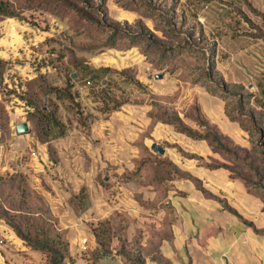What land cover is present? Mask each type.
<instances>
[{
    "label": "crops",
    "instance_id": "1",
    "mask_svg": "<svg viewBox=\"0 0 264 264\" xmlns=\"http://www.w3.org/2000/svg\"><path fill=\"white\" fill-rule=\"evenodd\" d=\"M177 1L178 7L162 6L157 9L161 14L156 12L148 19L123 9H113V15L120 22L142 20L145 32L153 39L163 36V30L173 35L169 28L185 27L190 38L207 52L210 50L204 47V38L219 28L213 48L217 72L225 85L251 83L249 87H255L257 83L260 93L252 100L262 103L251 104L255 114L264 115V83L260 79L264 37L259 34V30L264 34V20L252 11L264 16V0ZM235 9L252 23L250 29L239 30L250 26L244 20L239 27L227 24L229 12ZM123 12L130 15L120 17ZM142 47L114 50L129 59L121 67L109 56L85 63L86 67L68 64L52 68L31 49L24 50L25 64L17 68L28 77L30 92L40 83L68 86L73 99L57 98L54 93L44 97L47 105L43 110L52 111L55 120L50 122L48 136L41 140L31 121L35 109L27 92L24 108L30 110L29 116L15 111L6 126L0 124V173L8 171L27 179L31 193L49 206L57 226L65 231L76 264L91 262L89 253L98 247L95 226L117 217L126 219L127 245L140 247L145 264H264L262 198L249 192L244 181L233 178L230 171L210 169L197 159L181 156L176 145L198 156L202 163L219 158L208 140L179 134L153 114L163 104L178 110L195 100L206 120L235 146L252 148L249 131L242 121L227 115L222 97L211 95L202 86L185 83L176 95L180 82L174 75L156 79L158 74L154 73L151 80L145 74L151 67ZM105 60L110 63L105 64ZM245 65L253 68L251 80H241L240 68ZM56 69L60 70L58 76L53 73ZM122 70L135 72L126 77L119 73ZM111 76L122 82L120 96L108 83ZM97 77L101 79L99 86L95 85ZM20 123H27L30 132L18 134L16 125ZM154 143L165 150L164 154L152 149ZM164 161L187 176L178 178L161 166L155 168ZM148 165H152L149 170ZM116 244L96 263L126 264Z\"/></svg>",
    "mask_w": 264,
    "mask_h": 264
},
{
    "label": "rangeland",
    "instance_id": "2",
    "mask_svg": "<svg viewBox=\"0 0 264 264\" xmlns=\"http://www.w3.org/2000/svg\"><path fill=\"white\" fill-rule=\"evenodd\" d=\"M3 1L10 5V10L14 16H0V59L5 62L4 69L0 75V83L8 67L15 66L20 68L24 66L26 58H24L22 53L27 48L41 57L43 64H48L52 68H63L68 64L86 67L85 63L99 62L104 57L109 56L115 57L119 67H121V63H126L129 59L124 58L123 54L115 53L114 50L125 51L131 49L126 48L130 38L124 33V30L129 29L134 33H138L137 31H141L142 27H144V22L142 20H135L131 23L120 22L114 18L113 9L138 12L141 13L143 18L148 19L153 17V12L156 9H161L162 6H179L177 0H133L134 2H131V0ZM111 4L113 5L112 7ZM149 7L152 8L149 9ZM229 13L227 24L233 27H239V24L242 23L241 20L247 21L245 20L246 16L237 9L235 11L231 10ZM180 22L179 19L177 24L179 25ZM251 24H249V27H240L239 30H248L251 28ZM185 29V27L169 28L168 31L174 33L173 35L167 34L163 30V36L154 37L161 47L171 49L170 53L172 55L170 54L160 60L153 57L148 58V62L151 64L155 61L156 64L154 63V65L156 67L148 65L151 68L145 69V74L151 80L154 78V73L167 74V76L174 75L181 83L177 82L178 90L176 95L177 93L178 95L180 94L186 84L202 86L211 95H219L225 100L227 114L239 109V96L246 103L244 109H239L240 113L248 115L250 111H255L253 107L262 103V100L258 104L255 99L252 100V96L260 93L259 85L256 83L255 88L249 87L251 83H247V86L227 84V88L224 91L225 82L216 70L218 58L215 59L213 54L212 59H207L208 52L205 49L202 50V44L196 41L195 38H190L189 32ZM218 30L219 28L215 31L213 30L214 34L204 38V47L209 49L210 53H214L215 37H218L220 33ZM261 33H263L262 30H259V34ZM145 46L146 44L143 45V47ZM219 57L223 58V54H219ZM210 59L212 60L211 62ZM109 61L105 60L104 63H110ZM112 62L115 63V61ZM252 69L250 66L247 67V65L241 67V80L245 78L251 80ZM56 70L53 73L57 75L60 70ZM133 72L135 70H124L123 75L131 77ZM115 78L116 76H111L109 78L111 81L108 83L111 85L112 91H115L116 95L120 96L123 87L121 86L122 82H117L118 80H114ZM260 79L264 83V72L263 77ZM100 80L99 77L96 78V86H99ZM91 81L93 80L91 79ZM19 108L11 104L9 100L0 99V123L13 119L11 114L15 112L14 110L17 109L16 113L22 112ZM169 116H176L183 125L197 130L199 134L204 135L206 132L219 131L215 124L206 120L199 104L195 100L188 105L183 104L178 110L168 105V103L163 104L160 113L162 121ZM239 121H242L241 118ZM205 123H208V126ZM241 124L245 126L247 122L242 121ZM199 125H203L205 128ZM171 126L176 131V127ZM182 135L186 136L185 134ZM254 138L257 139L256 136ZM223 141L226 145L231 143L227 138H224ZM227 147L230 149L229 153L224 150H213L214 153L219 155V158H210L207 164L228 166L235 175L249 181L251 180L261 186V188H264V155L262 154L264 148L253 147L247 150L235 146L234 143ZM176 148L177 152L184 158L189 159V156L192 155L182 150L178 145H176ZM166 162L168 163L162 167L163 170L165 172L172 171L170 166H173V164L169 161ZM151 168L152 165L147 166V170ZM177 170L176 176L178 178L187 176L179 168ZM11 175L13 174L8 171L0 173V214L6 213L8 218V220L0 218V264H48L47 257L41 252L32 249L11 228L9 220L19 226L23 235L34 241H40L45 237L52 241L60 235V242L67 248V235L57 231V224H55V227L49 222L50 219L53 220V216L45 202L40 201L31 193L30 198L23 195V192L25 193L27 188H29L27 179L20 182L15 179L12 181ZM100 182L102 184L103 180ZM11 209L19 210L22 213L16 214L11 212ZM34 213H40V215L35 216ZM127 225L126 219L121 217L106 219L99 222L93 232L100 226L98 230L103 231L102 239L105 243H108L109 249H112L113 243L116 242L115 248L118 252L123 253L126 257H135L141 251L140 247L136 245H127V234L125 231ZM60 248H63V246Z\"/></svg>",
    "mask_w": 264,
    "mask_h": 264
},
{
    "label": "trees",
    "instance_id": "3",
    "mask_svg": "<svg viewBox=\"0 0 264 264\" xmlns=\"http://www.w3.org/2000/svg\"><path fill=\"white\" fill-rule=\"evenodd\" d=\"M131 2H134V1L131 0ZM151 8L152 7H149V9H151ZM252 11L254 14L261 16L262 19L264 20L263 15H261L260 13H257V11H255L253 9H252ZM156 12H158L157 9L153 12V15H155ZM143 14H145V13H143ZM159 14H161V13H159ZM129 15L130 14L123 12L119 16L120 17H128ZM0 16H6V17H13L14 16L13 12L10 10V5L3 0H0ZM247 21L249 23H251L249 20H247ZM144 29L145 28L142 27L141 31H137L138 33H134L132 31H130L129 29L124 30V33H126L128 38H130V41H128V47H126V48H132V47H136V46L146 44L145 47H142L141 51L146 56V62L148 63V65H150V66L153 65L154 67H156L154 65L155 61L152 62L153 64H151L150 62H148V58L153 57V58H157V60H160V59H163V57H166L170 54L172 55V53H170L172 50L171 49H165V48L161 47L155 39L151 38L147 34V32H145ZM117 33H118V31H117ZM260 35L262 37H264L263 33H261ZM207 54H208L207 59H209V58L212 59L214 53L208 52ZM211 59H210V62L212 61ZM4 65H5V62L0 59V75L4 69ZM123 71H121L119 73L122 75V74H124ZM29 84H30V81H27L25 83L26 92H29L30 97H31L30 103L34 106V109H35V113L33 114L31 121H32V124L34 126V130L37 133L39 139L44 140L46 138V136H48V134H49L50 122L51 121L53 122L55 120L52 111L43 110V107L47 105V103L44 100V97L47 96L48 94L54 93L57 96V98H66L68 100H72L73 99V93L69 91L68 86L63 87V88H59V87L49 86L47 84H42V83H40L37 86V88H35V91L31 93ZM0 85H1V83H0ZM226 88H227V85L223 86L224 91L226 90ZM238 104H239L240 110L242 108L244 109L246 106V103L243 101V98L241 96H239ZM239 109H237L236 111L228 112L227 115L231 118V120H240V118H241L242 121L247 122V125H245V126L243 125V127L247 131H249L251 143H252V148L253 147L254 148H264V143H263V140H264V115L262 113L255 114L254 111H250L248 115H243L242 113L239 112ZM161 110H162V105L159 107V109H157L156 113L153 114V117L155 119L160 120L161 122L164 121L163 123H165V124L173 125L174 127H176L175 129L177 132L185 134L187 137H190L192 139L208 140V142H209V144L213 150H216V151L217 150H224V151H227V153H229L230 149L227 146H230V144L232 142L228 139L229 142H231V143H228L229 145H226V143H224V141H223L225 137L221 135L220 131H218V132L215 131L213 133L206 132L204 135L199 134L197 132V130H193L192 128L183 125L181 120H179L176 116L166 117L162 121V119L160 117ZM22 112H24V110H22ZM29 114H30V111H29L28 115H25V117H28ZM7 123H8V121L4 122V123H0V124L6 126ZM205 125L208 126V123H205ZM199 126L202 128H205L203 125L202 126L199 125ZM254 136H256L257 139H255ZM262 152H263L262 154L264 155V149ZM189 158L199 160L200 165H203V166L210 168V169L224 168V169L230 171L233 174V178L242 179L244 181L247 189L249 190V192L259 195L262 198V200L264 201V188H261V186L253 183V181H251V180L249 181L245 178H242L240 176L235 175L234 172L228 166H225V165L217 166V165H210L207 163H202L201 159L194 154L190 155ZM166 163H168V162L164 161L163 164H157V166L163 167ZM170 167L172 169L171 172L176 174V172L178 171L177 168L172 166V165ZM11 177L13 179V180L11 179L12 181H14V179L18 180V182L26 180V178L21 174H15L14 173L13 175H11ZM30 193H31L30 189L27 188L25 193L23 192V195L30 198V196H31ZM32 195H34V194H32ZM35 197H37L41 201L40 197H38L36 195H35ZM11 210H12L11 212H15L16 214L22 213L19 210H13V209H11ZM229 210L235 213L234 210H232V209H229ZM34 215L39 216L40 213L39 214L34 213ZM0 218H4V219L8 220L6 213L0 214ZM52 219L53 220L50 219L49 222L56 227L55 224H57V223L54 220V218H52ZM9 222H10L11 228H13L16 231V233L25 242H27V244L29 246H31L32 249L41 252L42 254H44L47 257L48 264H76V258L72 257L68 251V242H67V248H66L60 242V238H59L60 235L57 236V239L52 240V241H49L46 237L40 241H37V240L34 241V240L29 239L27 236L23 235L21 233L18 225L12 223L10 220H9ZM99 227L94 230V236H95L96 242L98 244V247L89 253L90 257L88 258V260H91V262H89V264H97L96 260L99 257L111 253V249H109L108 243H105V241L102 239L103 231L98 230ZM57 231L65 234V232L61 231L58 228V226H57ZM62 246H63V248H60ZM117 253L121 254L123 256V259H124L126 264H145L143 261V258L141 257L140 252L135 257H126L123 253H120L118 251H117Z\"/></svg>",
    "mask_w": 264,
    "mask_h": 264
},
{
    "label": "built area",
    "instance_id": "4",
    "mask_svg": "<svg viewBox=\"0 0 264 264\" xmlns=\"http://www.w3.org/2000/svg\"><path fill=\"white\" fill-rule=\"evenodd\" d=\"M26 74H22L21 71L15 67L10 66L6 69L3 79L0 85V99L4 98L9 100L11 104L16 107H20L19 109L24 112L22 114L30 111L25 109L27 106V92L25 83L27 82ZM14 111H17L14 110ZM87 242L86 239L82 241V244L85 245Z\"/></svg>",
    "mask_w": 264,
    "mask_h": 264
},
{
    "label": "water",
    "instance_id": "5",
    "mask_svg": "<svg viewBox=\"0 0 264 264\" xmlns=\"http://www.w3.org/2000/svg\"><path fill=\"white\" fill-rule=\"evenodd\" d=\"M162 77H163L162 74H158L155 76L156 79H161ZM16 132L20 135L21 134H27L30 132V129H29L27 123H20V124L16 125ZM152 149L156 153L161 154V155L164 154V152H165V150L156 143H154L152 145Z\"/></svg>",
    "mask_w": 264,
    "mask_h": 264
}]
</instances>
